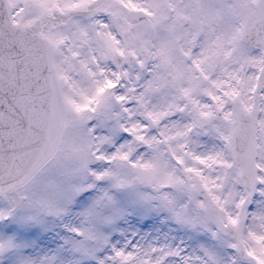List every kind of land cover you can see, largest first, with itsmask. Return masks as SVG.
<instances>
[{"label":"snow or ice","instance_id":"snow-or-ice-1","mask_svg":"<svg viewBox=\"0 0 264 264\" xmlns=\"http://www.w3.org/2000/svg\"><path fill=\"white\" fill-rule=\"evenodd\" d=\"M0 264H264V0H0Z\"/></svg>","mask_w":264,"mask_h":264}]
</instances>
